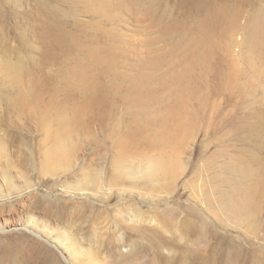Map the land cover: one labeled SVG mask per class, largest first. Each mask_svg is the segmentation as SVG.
Wrapping results in <instances>:
<instances>
[{
  "label": "rangeland",
  "instance_id": "obj_1",
  "mask_svg": "<svg viewBox=\"0 0 264 264\" xmlns=\"http://www.w3.org/2000/svg\"><path fill=\"white\" fill-rule=\"evenodd\" d=\"M262 12L0 0V264H264Z\"/></svg>",
  "mask_w": 264,
  "mask_h": 264
},
{
  "label": "bare ground",
  "instance_id": "obj_2",
  "mask_svg": "<svg viewBox=\"0 0 264 264\" xmlns=\"http://www.w3.org/2000/svg\"><path fill=\"white\" fill-rule=\"evenodd\" d=\"M250 34L252 36V39L255 38V40L258 38V37H261L262 35H264V12L262 13H259L257 15H255L253 18H252V21H251V25H250ZM251 39V40H252ZM104 57V56H103ZM142 66V65H141ZM147 70V69H146ZM146 74V73H145ZM143 75V74H142ZM142 77V76H141ZM140 77V78H141ZM144 77V76H143ZM150 83V82H149ZM148 84V83H147ZM142 87V86H141ZM64 119V118H63ZM57 133V132H56ZM65 140V139H64ZM68 149V148H67ZM64 150V147L62 144H58V146L56 147V151L60 153L64 152L62 151ZM62 151V152H61ZM65 153V152H64ZM54 154V152H53ZM57 155V153H56ZM64 155V154H63ZM66 155V154H65ZM55 156V155H54ZM53 157V156H52ZM58 158V157H57ZM60 158V157H59ZM164 163V162H163ZM165 164V163H164ZM162 161L161 160H154L152 162L151 165H149L148 167V173L154 171L153 169H160L162 168ZM165 167V165H164ZM239 167H241V171H242V175H248V174H251L249 173V171L253 168L252 166H249L247 165L246 163L245 164H241ZM253 170V169H252ZM164 171V170H163ZM264 171V170H263ZM156 172V171H155ZM251 172V171H250ZM153 173V172H152ZM7 176L5 178H2L3 181L5 182H9V186L14 188V185L12 184V181L10 176H8V174H6ZM250 176V175H249ZM248 176V177H249ZM261 175H259L260 177ZM2 177V176H1ZM5 179V180H4ZM4 185V184H3ZM254 186V185H253ZM16 187V186H15ZM249 193L246 192V195H244L243 197H239L238 199H236L234 201L235 205H237L238 207L242 206L249 200ZM247 206V205H246ZM67 239V238H66ZM66 251L68 252V254H70L72 257H75L76 256V252H75V248H74V245L70 242H68V239L66 240V242L63 243Z\"/></svg>",
  "mask_w": 264,
  "mask_h": 264
}]
</instances>
